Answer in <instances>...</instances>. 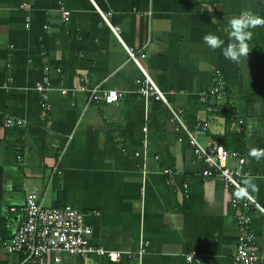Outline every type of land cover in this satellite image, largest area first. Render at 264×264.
Instances as JSON below:
<instances>
[{
  "label": "crops",
  "instance_id": "0c3cea01",
  "mask_svg": "<svg viewBox=\"0 0 264 264\" xmlns=\"http://www.w3.org/2000/svg\"><path fill=\"white\" fill-rule=\"evenodd\" d=\"M22 3L31 5L29 28ZM60 6L70 13L68 23ZM244 12L264 18V0H0V245L23 221L10 210L35 193L44 208L81 212L95 247L136 253L148 242L141 264H187L193 251L199 255L193 264H233L232 191L219 178L202 177L204 163L167 107L145 104L136 94L142 74L125 47L146 55L142 67L187 129L210 120L206 136L197 139L201 145L241 141L242 186L253 179L252 198L264 211V155H251L264 152V25L249 29L248 56L240 63L203 39L215 34L225 47L235 43L229 22ZM100 13L111 14L109 25ZM109 26L119 29V39ZM42 77L52 87L45 121L34 91ZM215 82L229 98L203 105L202 93ZM60 89L76 95L62 96ZM93 89L90 100L86 90ZM112 91L122 95L117 105L104 100L103 92ZM5 116L25 128L3 129ZM144 140L146 162L135 157ZM166 169L180 174L165 176ZM249 216L258 264H264V214L251 208ZM0 264L138 261L63 254L58 263L52 257L35 263L0 246Z\"/></svg>",
  "mask_w": 264,
  "mask_h": 264
},
{
  "label": "built area",
  "instance_id": "2783aa9c",
  "mask_svg": "<svg viewBox=\"0 0 264 264\" xmlns=\"http://www.w3.org/2000/svg\"><path fill=\"white\" fill-rule=\"evenodd\" d=\"M31 10L29 3H22L19 7L26 18V28H29L28 14ZM61 20L63 23H68L70 20L69 11L64 7H59ZM103 19L108 24L110 13L102 14ZM109 25V24H108ZM116 37L119 39V29L109 26ZM126 49L129 61H131L141 72L142 77L138 81L136 94L148 104L151 101L164 104L172 119L185 132L191 145L194 148L195 157L198 161L204 163L202 170L203 178H219L225 189L232 191L231 207L235 213V227L237 230V242L235 253L233 255V264H258L259 258L254 247V234L251 230V218L249 210L255 208L262 214L264 211L260 205L252 199H244L236 201L234 193L238 187L242 186V178L245 176L244 166L246 159L243 153L239 151H227L220 145L214 142H208L206 145H201L198 142L199 137L206 136L210 128V120L198 122L191 130L187 129L180 117V113L172 109L166 101L165 93H163L156 83L151 79L148 73L141 65V61L146 58L145 54L135 53L130 49ZM216 77L220 76V72L216 71ZM11 82V80H9ZM34 91L37 93L39 101V109L42 113L43 121L51 111L49 94L52 91L51 82L48 77H42L34 86ZM80 91H85L80 89ZM98 90H86L90 94V100ZM62 96L75 97V90L60 89ZM104 100L107 104L117 105L122 97L119 92H103ZM229 98V94L221 87L218 82L202 93L200 102L203 105H208L210 102L218 99ZM2 127L5 130L24 129L25 124L10 116L3 118ZM146 132V129H144ZM148 144L144 140L142 152L136 153V158H141L144 162L148 157ZM155 161L159 157H154ZM232 161L233 166H229L228 162ZM143 174L146 173V167H142ZM165 176L179 175L180 171L166 169L161 172ZM186 189V186H184ZM11 213L19 212L23 215V221L16 229L11 240L6 243H1V247L10 254L24 255L35 263L41 262L46 257H52L55 263L60 261L61 255H68L85 259L87 257H98L105 259L108 263H119L122 259H136L138 264H141L142 256L144 255L149 243L141 241L139 249L136 253L120 252L105 250L95 247L90 244L91 230L84 223V216L81 212L70 208H44L43 203L35 193H30L26 196L24 204L19 209H11ZM199 255L197 252H190L185 255L184 260L187 264H193L198 261Z\"/></svg>",
  "mask_w": 264,
  "mask_h": 264
},
{
  "label": "clouds",
  "instance_id": "9594fccd",
  "mask_svg": "<svg viewBox=\"0 0 264 264\" xmlns=\"http://www.w3.org/2000/svg\"><path fill=\"white\" fill-rule=\"evenodd\" d=\"M264 25V18L254 16L251 13H241L239 17L233 18L229 22V36L235 43H229L226 47L225 41L215 34H208L204 39V43L212 50L221 49L225 59L240 63L242 59L248 56V41L251 38V31L249 29L256 26ZM252 156L259 158L264 155V152L253 150ZM258 191L257 185L253 182L252 178L243 181V186L238 187L234 193L236 201L244 199H252V193Z\"/></svg>",
  "mask_w": 264,
  "mask_h": 264
},
{
  "label": "trees",
  "instance_id": "16d2710c",
  "mask_svg": "<svg viewBox=\"0 0 264 264\" xmlns=\"http://www.w3.org/2000/svg\"><path fill=\"white\" fill-rule=\"evenodd\" d=\"M226 113L229 112L230 107L228 105L225 106ZM227 138L218 139L217 143L227 151H242V143L238 138H234V140H231L230 142L227 141ZM60 208V207H57ZM64 208V207H63Z\"/></svg>",
  "mask_w": 264,
  "mask_h": 264
}]
</instances>
